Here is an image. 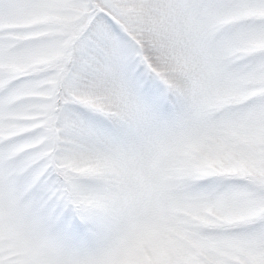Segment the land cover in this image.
<instances>
[{
    "label": "snow or ice",
    "instance_id": "6c2138e0",
    "mask_svg": "<svg viewBox=\"0 0 264 264\" xmlns=\"http://www.w3.org/2000/svg\"><path fill=\"white\" fill-rule=\"evenodd\" d=\"M0 264H264V0H0Z\"/></svg>",
    "mask_w": 264,
    "mask_h": 264
}]
</instances>
